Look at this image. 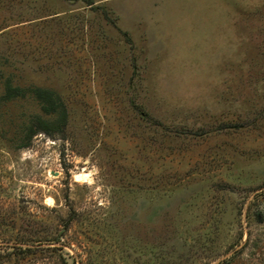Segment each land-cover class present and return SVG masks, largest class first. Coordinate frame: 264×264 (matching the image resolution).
Segmentation results:
<instances>
[{
  "label": "rangeland",
  "instance_id": "obj_1",
  "mask_svg": "<svg viewBox=\"0 0 264 264\" xmlns=\"http://www.w3.org/2000/svg\"><path fill=\"white\" fill-rule=\"evenodd\" d=\"M222 261L264 264V0H0V264Z\"/></svg>",
  "mask_w": 264,
  "mask_h": 264
},
{
  "label": "trees",
  "instance_id": "obj_2",
  "mask_svg": "<svg viewBox=\"0 0 264 264\" xmlns=\"http://www.w3.org/2000/svg\"><path fill=\"white\" fill-rule=\"evenodd\" d=\"M91 3L90 2H88V5H90ZM218 264H228V261H222V262H220V263H218Z\"/></svg>",
  "mask_w": 264,
  "mask_h": 264
}]
</instances>
